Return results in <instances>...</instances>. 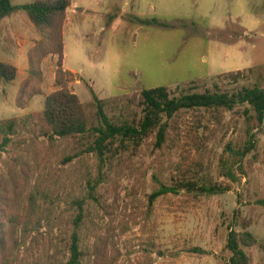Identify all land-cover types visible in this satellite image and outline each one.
<instances>
[{
  "label": "rangeland",
  "instance_id": "1",
  "mask_svg": "<svg viewBox=\"0 0 264 264\" xmlns=\"http://www.w3.org/2000/svg\"><path fill=\"white\" fill-rule=\"evenodd\" d=\"M31 27L23 12L0 20V61L17 70L13 82H0V121L40 112L44 98L57 89L55 58L48 56L41 64V94L24 109L15 107L26 78V54L39 38ZM63 27V69L75 75L69 88L82 103L90 101L84 83L100 99L159 87L170 97L213 85L229 93L264 89V0H72ZM236 72L242 73L236 84L224 78ZM243 111L236 107L208 116L196 139L185 133L192 121L186 115L173 148L152 152L145 143L128 167L113 170L105 185L119 205L111 215L113 245L105 264H227L229 230L249 232L256 244L241 250L251 264H264V122L256 129L251 113ZM250 135L254 147L241 161V172L235 171L237 180L220 177L227 145L242 151ZM155 173L165 186L182 180L198 186L209 174L229 191L168 194L147 218L146 196L155 187Z\"/></svg>",
  "mask_w": 264,
  "mask_h": 264
},
{
  "label": "trees",
  "instance_id": "2",
  "mask_svg": "<svg viewBox=\"0 0 264 264\" xmlns=\"http://www.w3.org/2000/svg\"><path fill=\"white\" fill-rule=\"evenodd\" d=\"M71 2L35 0L13 6L0 0V20L23 12L39 37L26 54V78L15 107L24 109L41 94V64L48 56L55 58L57 88L44 98L40 112L0 121V264H23L24 257L30 259L27 264H105L113 245L111 215L119 205L116 198L110 200L105 185L114 169L128 167L145 143L150 142L152 152L173 148L183 134L178 123L186 115L192 121L184 126L185 133L195 139L208 116L216 118L236 107L251 113L256 129L264 122V89L258 87L229 93L213 85L212 90L178 97L159 87L100 99L84 83L90 101L80 102L69 88L75 75L63 69V26ZM16 75L14 66L0 61V82L9 84ZM241 77V72L224 76L233 84ZM253 147V135L242 151L227 145L219 159L220 177L236 181L235 171L241 172V161ZM152 179L147 218L154 203L168 194L229 191V186L213 183L209 174L198 186L186 180L165 186L156 173ZM255 244L249 232L229 230L227 264H251L241 247Z\"/></svg>",
  "mask_w": 264,
  "mask_h": 264
},
{
  "label": "crops",
  "instance_id": "3",
  "mask_svg": "<svg viewBox=\"0 0 264 264\" xmlns=\"http://www.w3.org/2000/svg\"><path fill=\"white\" fill-rule=\"evenodd\" d=\"M10 1H11V0H10ZM29 3H31V2H29ZM11 4H12V3H11ZM27 4H28V3H27ZM21 5H25V4H21ZM21 5H18V6H21ZM13 6H14V5H13ZM14 14H15V13H14ZM14 14H13V15H14ZM13 15H12V16H13ZM12 16H11V17H12ZM65 23H66V22H65ZM64 25H65V24H64ZM31 28H32V27H31ZM63 29H64V27H63ZM44 62H45V61L42 62V66H43ZM7 63H10V62H7Z\"/></svg>",
  "mask_w": 264,
  "mask_h": 264
}]
</instances>
